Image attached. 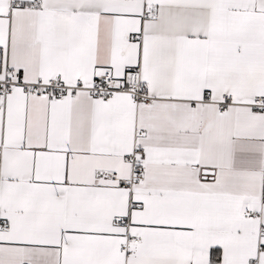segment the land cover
Here are the masks:
<instances>
[{"label":"snow or ice","instance_id":"1","mask_svg":"<svg viewBox=\"0 0 264 264\" xmlns=\"http://www.w3.org/2000/svg\"><path fill=\"white\" fill-rule=\"evenodd\" d=\"M0 264H264V0H0Z\"/></svg>","mask_w":264,"mask_h":264}]
</instances>
